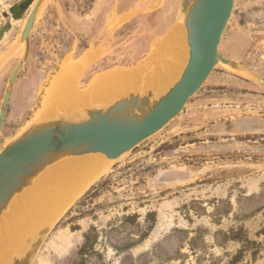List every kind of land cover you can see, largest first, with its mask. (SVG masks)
<instances>
[{"label":"rangeland","instance_id":"rangeland-1","mask_svg":"<svg viewBox=\"0 0 264 264\" xmlns=\"http://www.w3.org/2000/svg\"><path fill=\"white\" fill-rule=\"evenodd\" d=\"M17 1L0 0V36L12 37L23 23L11 21L16 6H26L27 20L37 0ZM92 2L45 1L30 57L15 80L0 151L40 114L65 61L74 63L77 86L87 91L102 75L159 55L156 40L166 36L169 22H182L165 14L163 0H157V11L105 28L107 55L80 75L79 57L95 41L70 12L84 13ZM219 50L233 64H218L175 119L110 162L57 220L31 264H264V86L256 78H264V0H235ZM19 61L10 60L0 74V106ZM81 211L88 215L81 217ZM152 212L156 223L146 240L124 252L111 246L126 244L124 232H110L120 218L137 213L144 222ZM91 227L100 232L95 250L102 256L82 260L78 251Z\"/></svg>","mask_w":264,"mask_h":264},{"label":"water","instance_id":"water-1","mask_svg":"<svg viewBox=\"0 0 264 264\" xmlns=\"http://www.w3.org/2000/svg\"><path fill=\"white\" fill-rule=\"evenodd\" d=\"M45 1H36L21 33L24 54L9 77L0 108V136L15 80L30 57L31 34ZM234 4L235 0H178L177 18L187 28L189 58L181 77L164 94L158 95L152 88L131 91L107 108L91 107L72 114L80 118L77 121L62 118L60 113L64 112H59L42 123L33 121L7 143L0 151V215L17 194L58 160L94 153L119 159L175 119L218 64H233L219 47ZM256 78L264 86V78ZM52 227L23 255L13 257L11 264H31Z\"/></svg>","mask_w":264,"mask_h":264},{"label":"bare ground","instance_id":"bare-ground-1","mask_svg":"<svg viewBox=\"0 0 264 264\" xmlns=\"http://www.w3.org/2000/svg\"><path fill=\"white\" fill-rule=\"evenodd\" d=\"M174 25L154 43L159 55L139 67L106 73L87 91L78 88L74 65L65 61L34 121L42 123L59 112L79 114L91 107L107 108L131 91L152 88L158 95L164 94L181 77L189 58L185 22ZM113 161L102 153L65 157L35 177L0 215V264H11L13 257L31 248Z\"/></svg>","mask_w":264,"mask_h":264},{"label":"crops","instance_id":"crops-1","mask_svg":"<svg viewBox=\"0 0 264 264\" xmlns=\"http://www.w3.org/2000/svg\"><path fill=\"white\" fill-rule=\"evenodd\" d=\"M22 1L23 0H19L17 2L20 3ZM56 2L58 3V5L60 4V0H56ZM117 2L118 0H93L88 11L80 14H75L72 11L70 12V15L77 18V24H81L83 27H85V29L83 28V33H85L84 35L86 36V38L91 41H95L94 44H91L92 46L85 48V50L82 51L79 57V63L76 65L82 64L83 66V70L81 71L80 75L90 67L98 64L107 55L106 46L102 39L103 30L105 28L110 29L115 24H117L119 20L125 23L129 20H132L133 18L139 17L141 14H149L159 9V3L157 2V0H135L126 7H122L121 4H118ZM59 6L62 5L60 4ZM25 7L26 6H24V8H20V6H16L14 11V18L11 19V21L15 20L17 24L23 22L19 27H17V29L15 28V30H17V33H13L12 37L9 38L6 36H0V74L4 71L5 67L8 66L10 60H20L23 55V50L20 45V36L26 22V19L24 18ZM178 8V0H163V11L165 12V14L171 17V19H176V17L178 16ZM67 12L65 11L63 13L65 14ZM174 24V20H172L171 23L169 22V26L172 27L168 30H171L173 27L177 26ZM86 28H89L90 30L87 32ZM8 39L9 44L6 43ZM55 77L56 75L54 76V78ZM94 78L91 79L90 83ZM8 109L6 118L8 116Z\"/></svg>","mask_w":264,"mask_h":264},{"label":"trees","instance_id":"trees-1","mask_svg":"<svg viewBox=\"0 0 264 264\" xmlns=\"http://www.w3.org/2000/svg\"><path fill=\"white\" fill-rule=\"evenodd\" d=\"M104 185L105 182L99 183ZM98 192V189H97ZM88 215V212L81 211L80 216L84 217ZM77 217H73L72 219H76ZM140 215L137 213L131 214V215H125L122 218H120L121 225L117 227H111V233L119 234V231L124 232L126 244L123 246L118 245V243H114L112 241L111 246L116 251H126L131 249L132 247L136 246L137 244L143 242L147 239L149 234L151 233L152 229L154 228V225L156 223V213H148L145 216L144 222L139 221ZM152 220V224H149L148 222ZM72 230L78 229L77 226L71 227ZM84 240L83 243L78 251V256L80 259L84 260L89 254L93 253L101 257L102 255L98 253L96 249V245L98 243V239L100 236V232L98 231L97 227H91V229L84 233ZM112 236V235H111ZM248 243H250L249 240H247ZM236 260V259H235Z\"/></svg>","mask_w":264,"mask_h":264}]
</instances>
